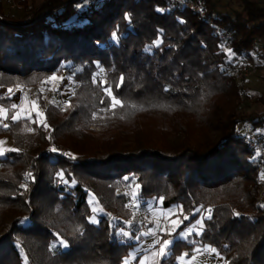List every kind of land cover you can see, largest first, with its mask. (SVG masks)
Segmentation results:
<instances>
[{"label": "trees", "instance_id": "16d2710c", "mask_svg": "<svg viewBox=\"0 0 264 264\" xmlns=\"http://www.w3.org/2000/svg\"><path fill=\"white\" fill-rule=\"evenodd\" d=\"M83 1L22 2L29 21H0V87L73 83L66 108L43 103L39 122L13 120L12 98H0V137L13 146L0 158V264H123L138 235L116 230L136 221L124 187H135L138 212L154 200L185 217L172 237L207 214L196 242L172 239L158 264H179L195 246L221 264H264V170L248 141L264 129V88L233 77L252 63L264 86V5ZM252 39L261 47L245 56ZM243 121L251 128L239 134ZM89 193L102 211L95 224Z\"/></svg>", "mask_w": 264, "mask_h": 264}, {"label": "rangeland", "instance_id": "374dc122", "mask_svg": "<svg viewBox=\"0 0 264 264\" xmlns=\"http://www.w3.org/2000/svg\"><path fill=\"white\" fill-rule=\"evenodd\" d=\"M43 0H14V3L12 6H10V2L8 0H0V14L4 16L5 19H7L8 16L14 15L16 18V22L23 23V20L28 17L24 16L25 9H22V2H25L26 5L30 7H35L38 4H40ZM89 0L83 1L84 5L88 3ZM82 6L81 4L79 5ZM9 19V18H8ZM7 19V20H8ZM29 21V20H28ZM62 75L59 77L52 75L49 78H45L43 80H40L34 84H16L12 86L7 87H0V98L3 97H10L12 98V106L15 109L14 116L17 118H28L31 120L32 115L35 116V119L37 122H39L42 118V109L41 105L44 103L45 105L48 104H54L60 108H66L67 106V98L69 97L71 90L73 89V83L69 78H65L62 82H60L62 79ZM55 77V79H53ZM252 78H256V76L249 77V82H245L242 87L250 88L251 91H258L259 89L264 88L261 84L256 85L255 82L252 80ZM256 85V87H255ZM11 89V91H9ZM24 89L26 91H24ZM56 91V93H55ZM261 91V90H259ZM7 112L5 109H3L2 106H0V126L5 125ZM251 125L247 122H239L237 124V132L239 134H244L246 131H250ZM259 131H264V129H256L253 131V133H258ZM179 135V134H176ZM173 134L169 135L168 137L173 139ZM13 150L12 142L8 137H0V158L4 157L6 155V152ZM133 188H126L124 187L122 190L128 194V200H129V207L130 210L133 211L134 216L133 219L137 218V212L138 209V203H136V199H134L135 194ZM119 191V190H118ZM87 203L92 211V216L89 219V221L93 224L97 223L98 218L102 215V211L99 208V206L96 204V201L91 193L87 196ZM156 210H155V209ZM154 209V211H151L152 214L155 215L157 213L160 215L163 219H159L158 223H162L163 227H168L169 231L172 234H175L178 228L181 226L183 219L178 216V210L175 207H170L169 209H163L160 207L159 201H148L145 210L150 211ZM144 211L145 213H147ZM207 217V214L201 215L196 221L193 222V224L184 231V233H178L176 234V239H183L186 240V235L189 238V242L192 243L193 240L191 239L192 231L196 230L198 231V227H200V224L204 218ZM149 222V219H148ZM161 228V230H164V228ZM148 228V227H147ZM157 228V227H156ZM155 228V229H156ZM154 228L147 229L145 231H142L140 234L131 238V242L133 245L129 248L128 254L123 260V264H134V261L137 257H141L142 255H154L159 254V249L163 244V241H161V246H157L154 232ZM152 234H151V232ZM165 233V231L163 232ZM162 233V234H163ZM148 238V239H145ZM168 240V239H165ZM169 241V240H168ZM171 241V240H170ZM60 243V241H59ZM62 249H66L67 247L61 246ZM168 250L166 251V254L163 256H160V260L164 257L168 256ZM219 258V262H220Z\"/></svg>", "mask_w": 264, "mask_h": 264}, {"label": "built area", "instance_id": "2783aa9c", "mask_svg": "<svg viewBox=\"0 0 264 264\" xmlns=\"http://www.w3.org/2000/svg\"><path fill=\"white\" fill-rule=\"evenodd\" d=\"M61 2L67 3L70 0H59ZM10 2V6L13 5L14 0H8ZM181 2V1H179ZM186 6L192 9L193 11H198L199 6L193 3H186ZM30 19V17H26L23 20V23L27 22ZM0 21H6L4 16L0 14ZM261 47V42L258 39H252L250 42V46L248 49L244 51V55L248 56L249 54L256 52ZM256 74V68L252 63L244 64V63H238L233 68V77L235 82L238 85H243L249 77L254 76ZM24 91H26L24 89ZM56 93V91H55ZM248 141H249V147L254 148L257 152V162L259 165L260 170H264V137L261 136L260 133H248ZM257 203L264 205V182H262L257 189ZM264 208V207H262ZM163 222L158 223V227L155 229V240L157 243H159L161 234L164 232L161 230L163 227ZM136 228V233L140 234L142 231H145L148 227V214L145 212H138L135 226L132 225H122L118 224L116 226V230L120 232H127L130 233L133 228ZM165 229V226L163 227Z\"/></svg>", "mask_w": 264, "mask_h": 264}, {"label": "crops", "instance_id": "0c3cea01", "mask_svg": "<svg viewBox=\"0 0 264 264\" xmlns=\"http://www.w3.org/2000/svg\"><path fill=\"white\" fill-rule=\"evenodd\" d=\"M234 1L236 2V0H234ZM247 1L259 4V5H264V0H247ZM255 76L257 77V71H256ZM248 89H250V88H248ZM154 209H152L150 211H148V210L146 211L148 214V218H149V226L147 229L152 230L154 228L153 231H155V228L158 227V220L163 219L157 213H155V215L151 213V211H154ZM192 224L193 223H191L190 225L181 229L178 233L179 234L184 233V231L189 229V227ZM163 231H165V233L161 234V238H160L159 243L156 242L157 246H159V245L161 246L162 240L168 239L169 241L171 240L170 242H172V239H176V235L174 237H172L173 234L169 231L168 227H165V229ZM152 232H151V234H152ZM192 232L193 233L191 234L192 235L191 239L193 240L192 243H194V242H196V239L199 235V231H197V227H196V230L192 231ZM135 236H137V235H135ZM186 238L189 240L187 235H186ZM145 239H148V238H145ZM187 239H186V241L189 242ZM167 249L168 248L165 249V254H166ZM160 256H161L160 254L142 255L141 257L139 256L136 259L138 260V264H158L160 261V258H161ZM219 258L221 259V257L215 251L208 249V248H201L199 246H195L194 252L191 255L183 254L182 256L179 257L178 261H179V264H221V260L219 262Z\"/></svg>", "mask_w": 264, "mask_h": 264}, {"label": "snow or ice", "instance_id": "6c2138e0", "mask_svg": "<svg viewBox=\"0 0 264 264\" xmlns=\"http://www.w3.org/2000/svg\"><path fill=\"white\" fill-rule=\"evenodd\" d=\"M116 38H117V37H116V33H113V39H116ZM53 79H55V77H53ZM121 80H123V77H121ZM9 91H11V89H9ZM105 91H107V89H105ZM101 103H103V100L101 101ZM119 104H121V101H120V100H117V99L114 98L111 107L115 108V106H116V105H119ZM13 107H15V105H13ZM12 119H13V120H16L17 117H16V116H13ZM53 151H55V149H53ZM0 155H2V153H0ZM29 175H30V174H29ZM261 207H264V205H261ZM237 215H238V214H237ZM123 235H124V236H127L128 233H127V232H124ZM170 244H171V242L168 241V240H164V241H163V244H162V246H161L160 249H159V254H160L161 256L165 255V249H166V248H169V245H170ZM60 245L63 246V247H67V246H68V245H67L64 241H62V240L60 241ZM52 247H56V245L54 244ZM169 250H170V249H169Z\"/></svg>", "mask_w": 264, "mask_h": 264}]
</instances>
